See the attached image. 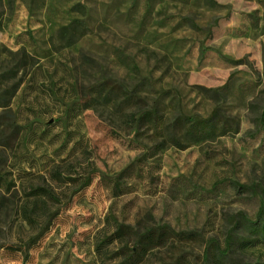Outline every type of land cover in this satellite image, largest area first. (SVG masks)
<instances>
[{
  "label": "rangeland",
  "instance_id": "374dc122",
  "mask_svg": "<svg viewBox=\"0 0 264 264\" xmlns=\"http://www.w3.org/2000/svg\"><path fill=\"white\" fill-rule=\"evenodd\" d=\"M0 10V264H119L116 223L194 233L146 264H214L229 233V261L264 264L234 222L264 208V0Z\"/></svg>",
  "mask_w": 264,
  "mask_h": 264
},
{
  "label": "trees",
  "instance_id": "16d2710c",
  "mask_svg": "<svg viewBox=\"0 0 264 264\" xmlns=\"http://www.w3.org/2000/svg\"><path fill=\"white\" fill-rule=\"evenodd\" d=\"M11 23V18L6 15L4 11L0 10V32H4L8 29ZM219 114L214 112L208 119L202 120L197 123H192L190 127L191 133H196L201 138H206L208 134L215 130L219 124ZM144 118V117H143ZM227 126V125H226ZM227 128H229L227 126ZM207 129H210L207 131ZM225 132V128L223 129ZM123 174V173H122ZM118 176V180L121 178ZM10 192L16 185L12 181L6 180L0 177V189L5 187ZM47 194V193H46ZM264 196V191H262ZM264 217V208L261 209L256 220L247 219L242 213L234 216V222L236 225L242 226L251 236L257 238H247L240 241V248L245 249L253 246L259 241L264 242V221L260 223V220ZM264 220V219H263ZM194 233L187 232H176L168 225H162L157 227H150L145 229L143 232L135 231L132 227L123 224L116 223L115 231L113 232L112 238L103 242H115L118 241L121 244L119 250L120 262L119 264H146L150 257L157 251L169 244L176 242H185L194 239ZM236 241L232 239L231 233L226 238V249L222 254L218 249H212L214 251L205 252V259L209 255L214 258V264H240L238 262L229 261L228 254ZM105 245H103V248ZM165 264V263H162ZM172 264H184L181 260H177Z\"/></svg>",
  "mask_w": 264,
  "mask_h": 264
}]
</instances>
